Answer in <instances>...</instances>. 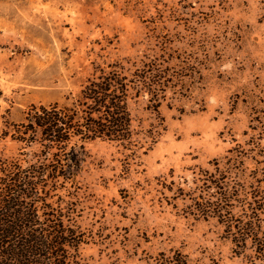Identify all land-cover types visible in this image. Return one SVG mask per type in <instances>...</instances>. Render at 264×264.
I'll return each instance as SVG.
<instances>
[{
	"label": "rangeland",
	"instance_id": "1",
	"mask_svg": "<svg viewBox=\"0 0 264 264\" xmlns=\"http://www.w3.org/2000/svg\"><path fill=\"white\" fill-rule=\"evenodd\" d=\"M154 59L200 79H184L190 92H168L158 113L146 97L130 103L128 150L73 141L61 158L82 170L52 201L74 209L87 264H154L174 251L188 264H243L190 198L213 161L239 155L232 177L248 186L254 173L264 199V0H0V159L36 161L37 146L2 136L31 106L70 105L98 67Z\"/></svg>",
	"mask_w": 264,
	"mask_h": 264
},
{
	"label": "trees",
	"instance_id": "2",
	"mask_svg": "<svg viewBox=\"0 0 264 264\" xmlns=\"http://www.w3.org/2000/svg\"><path fill=\"white\" fill-rule=\"evenodd\" d=\"M181 64L172 74L173 68L156 59L127 61L128 67L122 63L98 67L70 105L31 106L23 122L6 127L3 138L10 133L12 141L37 146V152L36 161L26 167L18 160L0 159V264H87L79 250L88 237L76 225L74 209L51 197L52 192L75 187L83 161L61 156L73 141L71 149L77 146L81 151L84 144L97 140L127 150L136 146L130 103L146 97L147 109L158 113L168 92L189 93L191 86L183 80H193L199 73ZM153 134L146 136L152 143ZM238 156L226 158L222 166L215 160L212 172L202 171L198 195L190 198L191 212L216 219L233 252L243 256V264H264V199L254 186L260 181L254 173V183L248 186L234 180L232 175L243 165ZM236 208L238 216L233 214ZM154 264L188 260L174 251L160 253Z\"/></svg>",
	"mask_w": 264,
	"mask_h": 264
}]
</instances>
